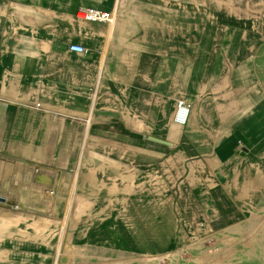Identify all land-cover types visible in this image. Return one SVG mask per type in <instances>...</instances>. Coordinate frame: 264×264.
Returning a JSON list of instances; mask_svg holds the SVG:
<instances>
[{"label":"crops","instance_id":"1","mask_svg":"<svg viewBox=\"0 0 264 264\" xmlns=\"http://www.w3.org/2000/svg\"><path fill=\"white\" fill-rule=\"evenodd\" d=\"M254 211L264 0H0V264H167Z\"/></svg>","mask_w":264,"mask_h":264},{"label":"rangeland","instance_id":"2","mask_svg":"<svg viewBox=\"0 0 264 264\" xmlns=\"http://www.w3.org/2000/svg\"><path fill=\"white\" fill-rule=\"evenodd\" d=\"M260 215L261 212L254 211L255 219H250L245 227L232 234L219 231L215 238L209 239L206 236L209 233L205 232L202 239L196 237L177 249V257L168 260L167 264H264V244L261 240L264 225L260 223ZM109 262L104 261V264H113Z\"/></svg>","mask_w":264,"mask_h":264},{"label":"built area","instance_id":"3","mask_svg":"<svg viewBox=\"0 0 264 264\" xmlns=\"http://www.w3.org/2000/svg\"><path fill=\"white\" fill-rule=\"evenodd\" d=\"M75 16L83 21H93V22H102V23H113V13L112 11H101L92 7L81 6L76 9ZM68 49L70 51L76 53H84L85 48L77 43H71L68 45ZM189 106L183 100H177L175 105V111L173 115V122L177 125L183 126L186 124L188 115H189ZM90 122V116L88 115L86 119L83 121L84 127H87ZM87 131H84V135H86ZM16 208V206H13ZM57 257L54 261V264H57Z\"/></svg>","mask_w":264,"mask_h":264}]
</instances>
